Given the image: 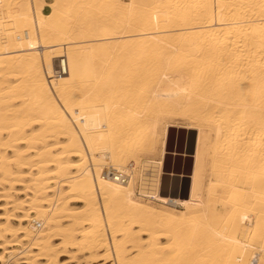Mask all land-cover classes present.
<instances>
[{
	"label": "bare ground",
	"instance_id": "obj_1",
	"mask_svg": "<svg viewBox=\"0 0 264 264\" xmlns=\"http://www.w3.org/2000/svg\"><path fill=\"white\" fill-rule=\"evenodd\" d=\"M161 109L204 128L185 126L183 198L159 194L167 155L187 157L169 124L149 148ZM262 247L264 0H0V264H250Z\"/></svg>",
	"mask_w": 264,
	"mask_h": 264
},
{
	"label": "water",
	"instance_id": "obj_2",
	"mask_svg": "<svg viewBox=\"0 0 264 264\" xmlns=\"http://www.w3.org/2000/svg\"><path fill=\"white\" fill-rule=\"evenodd\" d=\"M177 131L176 135L175 132ZM185 129H172L168 133L167 137V151H184L187 154L184 163L181 164L180 156H177L173 162L170 154L165 158L163 170L164 174L161 181V186L159 190V194L161 195H169V196H179L181 198L186 197L188 195V185L189 180L187 175L190 174L192 170V153L194 152V143H195V131L188 130V134H185ZM173 172L176 174L172 179L169 177V173ZM183 174L180 182L178 181L177 174ZM180 186V188H179Z\"/></svg>",
	"mask_w": 264,
	"mask_h": 264
},
{
	"label": "snow or ice",
	"instance_id": "obj_3",
	"mask_svg": "<svg viewBox=\"0 0 264 264\" xmlns=\"http://www.w3.org/2000/svg\"><path fill=\"white\" fill-rule=\"evenodd\" d=\"M28 8H32L33 5L29 4L27 6ZM42 5L38 2L35 5V11L36 13H40ZM53 8H55V5H53ZM41 24H43V20H41ZM164 79H168L167 76L164 77ZM180 115L179 113L173 112V111H166L161 109L160 112L158 113L157 119L155 121L156 125V130L151 131V140L149 142V148L151 150H158L159 149V140H158V135L160 138H163L166 135V129L168 124L170 123L171 118L176 117ZM184 120L185 121H190L186 123L185 126L190 127V128H199L201 136L203 137L204 135V128L200 126L196 122V119L189 116L188 114H184ZM199 150L197 151V163H199ZM129 167H131V163H129ZM250 264H264V247L260 248L258 250V253L254 255L253 258H251Z\"/></svg>",
	"mask_w": 264,
	"mask_h": 264
},
{
	"label": "rangeland",
	"instance_id": "obj_4",
	"mask_svg": "<svg viewBox=\"0 0 264 264\" xmlns=\"http://www.w3.org/2000/svg\"><path fill=\"white\" fill-rule=\"evenodd\" d=\"M137 2H143V0H136ZM194 105V106H193ZM191 107L194 109L195 107L197 108V104L195 103V104H193ZM195 111V110H194ZM196 114H198V112H190V116L191 115H196ZM188 122H190V121H185L184 120V118H179V117H173V119L171 118V120H170V123H169V126H168V131H167V135H166V139H165V148H167V146H166V142H167V137H168V133H169V131H171L172 129H175V130H178V129H185V125H186V123H188ZM185 131H186V129H185ZM176 133H177V131L175 132V135H176ZM211 136H213V134H211ZM179 152V151H178ZM143 159H145V157H142V160ZM165 162V161H164ZM129 163H133L131 160L126 164L127 165V167H129ZM210 164H211V160H207V164H206V170H208V171H206L207 173H206V176H205V184H207L208 183V181L210 180V179H214L213 177H214V175H211V174H209V168H210ZM130 168H132V166L130 167ZM148 167H146V172H147V174H150L152 171L148 168ZM140 169V165H138V166H136V168H135V170H139ZM208 175V176H207ZM139 184H137V186H135V193H134V196L136 197V198H141L144 202H147V201H152V202H154V203H157V201L156 200H154V199H152V198H147V197H143V196H141V195H139ZM219 198H220V196H219ZM219 200V199H218ZM218 204V203H217ZM216 204V208H218L217 210H219V211H221L222 209H221V207L220 206H218ZM177 208H179V206H177ZM10 264H15L14 262H11Z\"/></svg>",
	"mask_w": 264,
	"mask_h": 264
},
{
	"label": "built area",
	"instance_id": "obj_5",
	"mask_svg": "<svg viewBox=\"0 0 264 264\" xmlns=\"http://www.w3.org/2000/svg\"><path fill=\"white\" fill-rule=\"evenodd\" d=\"M57 66L55 68V74H59V71H63L64 69V58H61L60 61L58 60L57 62ZM111 175L113 176V178L117 181V182H121L124 183L127 179V175L122 173V172H118V171H112Z\"/></svg>",
	"mask_w": 264,
	"mask_h": 264
},
{
	"label": "crops",
	"instance_id": "obj_6",
	"mask_svg": "<svg viewBox=\"0 0 264 264\" xmlns=\"http://www.w3.org/2000/svg\"><path fill=\"white\" fill-rule=\"evenodd\" d=\"M41 1V0H40Z\"/></svg>",
	"mask_w": 264,
	"mask_h": 264
}]
</instances>
